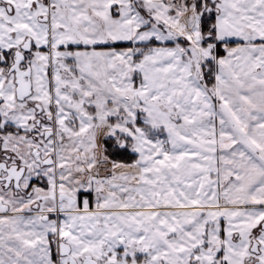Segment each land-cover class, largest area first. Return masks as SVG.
<instances>
[{
  "label": "snow or ice",
  "instance_id": "6c2138e0",
  "mask_svg": "<svg viewBox=\"0 0 264 264\" xmlns=\"http://www.w3.org/2000/svg\"><path fill=\"white\" fill-rule=\"evenodd\" d=\"M0 264H264V0H0Z\"/></svg>",
  "mask_w": 264,
  "mask_h": 264
}]
</instances>
